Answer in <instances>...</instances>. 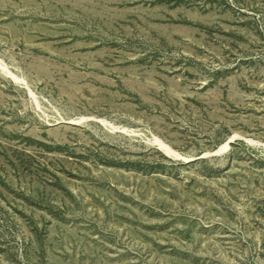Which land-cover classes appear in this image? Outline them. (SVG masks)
Listing matches in <instances>:
<instances>
[{"label": "rangeland", "instance_id": "obj_1", "mask_svg": "<svg viewBox=\"0 0 264 264\" xmlns=\"http://www.w3.org/2000/svg\"><path fill=\"white\" fill-rule=\"evenodd\" d=\"M0 264H264V0H0Z\"/></svg>", "mask_w": 264, "mask_h": 264}, {"label": "bare ground", "instance_id": "obj_2", "mask_svg": "<svg viewBox=\"0 0 264 264\" xmlns=\"http://www.w3.org/2000/svg\"><path fill=\"white\" fill-rule=\"evenodd\" d=\"M165 148V147H164Z\"/></svg>", "mask_w": 264, "mask_h": 264}]
</instances>
